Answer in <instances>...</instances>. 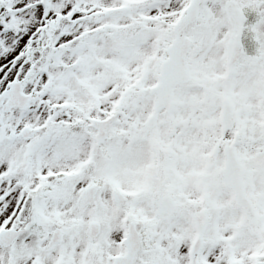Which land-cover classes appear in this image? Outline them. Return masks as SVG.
Segmentation results:
<instances>
[{
    "label": "snow or ice",
    "instance_id": "6c2138e0",
    "mask_svg": "<svg viewBox=\"0 0 264 264\" xmlns=\"http://www.w3.org/2000/svg\"><path fill=\"white\" fill-rule=\"evenodd\" d=\"M0 264H264V0H0Z\"/></svg>",
    "mask_w": 264,
    "mask_h": 264
}]
</instances>
